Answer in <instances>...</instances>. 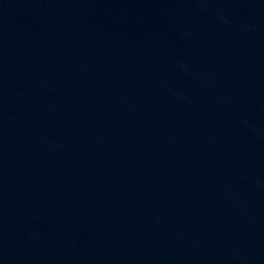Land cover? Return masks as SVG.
Instances as JSON below:
<instances>
[{"label": "water", "instance_id": "water-1", "mask_svg": "<svg viewBox=\"0 0 264 264\" xmlns=\"http://www.w3.org/2000/svg\"><path fill=\"white\" fill-rule=\"evenodd\" d=\"M0 264H264V0H0Z\"/></svg>", "mask_w": 264, "mask_h": 264}]
</instances>
